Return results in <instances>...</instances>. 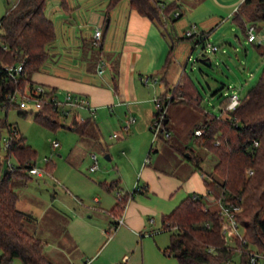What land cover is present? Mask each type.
I'll use <instances>...</instances> for the list:
<instances>
[{"label": "trees", "instance_id": "1", "mask_svg": "<svg viewBox=\"0 0 264 264\" xmlns=\"http://www.w3.org/2000/svg\"><path fill=\"white\" fill-rule=\"evenodd\" d=\"M119 1L110 0V6ZM46 3L47 0H17L0 19V264H12L15 258H20L24 264H54L45 253V242L29 231L28 225L35 217L18 208L19 194L11 185L13 179L30 177L28 171L35 166L36 151L18 127L1 116L3 111L16 105L9 101L11 94L34 90L31 76L49 57L48 46L55 39L56 31L45 12ZM130 3L133 9L155 22L168 23L182 15L179 12L174 19L172 17L173 10L179 8L176 1L164 4L162 0H130ZM233 18L245 31L247 23L258 28V24L264 23V0H244ZM172 41L168 62L175 49ZM20 62H24L22 73L11 76L6 66ZM46 94L50 97L57 92L47 87ZM168 94H172V98L169 99ZM159 98L167 107L172 102H182L204 114L203 123L196 128L203 133L195 135L194 130L192 136L198 147L212 153L216 159L212 172L208 173L202 167L204 158L194 149L173 144L181 153L188 152L189 160L204 176L207 192L187 196L162 217L161 229L170 232V245L164 253L177 257L179 264H225L228 261L234 264L236 255L240 256V264H249L246 254L249 248L264 252V69L258 83L241 97L236 109L224 111L221 116L204 107L205 97L187 70L182 72L177 84L168 87ZM228 102L229 96L221 102L222 108H226ZM20 114L27 112L20 111ZM59 116L46 99L35 114L36 120L52 128L59 125ZM91 122V118L79 120L74 115L69 128L85 136L89 134L87 129ZM5 129L10 144L3 156ZM151 152L152 149L149 154ZM10 158L17 160L15 170L8 168ZM6 168L8 172L4 175ZM249 170L253 171L252 175ZM118 184L113 181L105 186L113 189ZM137 192L139 189L122 193L121 197L116 195L117 202L110 210L112 228L118 229V219ZM210 199H221L240 207L236 217L244 226L242 240L237 235L223 233L228 223L218 206L212 207ZM239 248L245 252L239 254Z\"/></svg>", "mask_w": 264, "mask_h": 264}, {"label": "rangeland", "instance_id": "2", "mask_svg": "<svg viewBox=\"0 0 264 264\" xmlns=\"http://www.w3.org/2000/svg\"><path fill=\"white\" fill-rule=\"evenodd\" d=\"M167 1L171 3L177 0ZM16 2L17 0H0V19ZM177 2L179 8L173 10V19L177 12H181L180 9L184 13L179 19L169 21L168 31L177 44V50L181 47L189 49L184 62H187L188 72L196 80L205 97L204 107L220 116L222 110L220 105L225 97L236 90L243 97L260 80L264 69V43L259 46V44L249 42L244 26L234 21L229 8L223 7L214 0H178ZM55 5L56 0H47L46 12L52 20L56 15ZM206 17L212 26L208 27L201 23V19ZM194 23L199 27L196 28ZM249 25L252 24L247 23V26ZM263 26L264 23L258 24L255 33L258 34ZM189 31H192L194 35L186 38ZM202 31L204 32L201 34L204 37V44L200 45L201 51L198 52V48L192 50L197 40L195 36ZM212 46H217L218 49L213 50ZM200 58L204 60L200 61ZM157 89L156 91V88H149L155 113L158 108L154 98L162 95V89L160 87ZM157 92L159 93L154 96ZM58 97L63 99L64 94ZM21 101L20 95L16 103L19 104ZM25 102L26 108L20 109L16 104L7 112L3 111L1 116L6 117L8 123L18 127L28 144L36 151L35 165L47 171L41 177L31 175L27 179L12 180V188L19 194L18 208L32 212L38 218L39 223L41 225L45 223L46 226L51 224L47 211L64 210V213L71 219L70 234L77 246L73 248V244L68 243L66 244L70 248L67 249L68 252L60 253L54 242L59 238L50 237L49 234L52 231L47 230L45 238L48 240V245L45 249L54 262L51 261L54 264H84L85 261L91 259L93 264H117L128 256L131 258V264H179L177 257L165 255L161 251L170 245V232L161 229L162 216L147 217L145 228L141 232L135 233L125 226H120L116 230L114 227L111 228L110 221L113 219L106 211L101 210V203L95 200L99 196L102 205L110 209L117 201V193H132L139 183L140 178L136 176L134 168H130L123 159L119 162L124 150L121 146L123 137L128 139V147L135 164L138 165L140 158L142 162L146 161L151 148L154 149L160 144L173 146V142L179 140L178 131L173 132L172 138L166 139L164 135H160L154 140L152 131L148 130L150 142L145 151V145L148 143L145 136L138 135L136 130L126 135L127 132L123 130V120H121L124 118L117 116V118L113 117L108 120L107 117L103 119L101 116L97 121L103 135L104 143L101 146L97 125L93 124L90 127L95 138L80 135L77 131L70 129L72 116H59V125L56 128L48 127L36 120L35 114L40 108L35 102L28 99H25ZM175 103L186 105L182 102H172L170 105ZM186 106L187 111H177L180 133L184 137L182 141L184 145L194 147L196 153L204 158L203 169L210 173L216 159L212 153L198 147L192 136L195 128L203 122L204 115ZM20 111H26L27 114H20ZM78 112L80 118H87L90 114L85 109H78ZM111 114L109 112L110 116ZM113 119L116 121H112ZM195 120L198 122L193 125L192 122ZM115 133L119 134V137H112ZM3 134L6 137L8 130L5 129ZM54 141L59 142L58 148L53 147ZM2 146L4 148V144ZM93 152L97 154L100 161V172H115L118 169L117 165L122 164L124 176L120 177V189H108L104 184V178L99 177V171H91ZM107 154L113 155L114 158L109 160ZM186 154L184 153L185 156ZM2 155L5 156L4 150ZM155 156H157L156 153H151V157ZM11 162L17 164L15 158H12ZM192 165H194L193 162ZM174 169L177 173L183 172L179 167L174 166ZM111 180L112 178L109 182ZM199 194L206 195V193ZM177 197L179 194L175 199ZM182 199L180 198L178 203ZM209 203L212 207H217L213 201ZM239 225V233L244 235V226ZM233 262L240 264V256L236 255ZM12 264L24 263L20 258H15ZM258 264H264V261H259Z\"/></svg>", "mask_w": 264, "mask_h": 264}, {"label": "crops", "instance_id": "3", "mask_svg": "<svg viewBox=\"0 0 264 264\" xmlns=\"http://www.w3.org/2000/svg\"><path fill=\"white\" fill-rule=\"evenodd\" d=\"M162 1L164 4L168 2L167 0ZM214 1L229 8L230 15H233L231 17H234V13L243 2V0ZM180 11L181 14L184 13L181 9ZM54 12L56 15L53 16V20L47 14L48 12L46 14L55 25L56 36L48 46V59L38 71L32 74V82L35 85L55 89L57 95H65L70 91L82 94L90 100L92 106L96 107L97 113L95 119L91 118V125L87 129L89 134L85 136L95 138L90 127L93 124L98 126L97 121L101 116L103 119L107 117L108 120L120 116L124 118L121 119L123 120L122 125L130 115L135 116L136 120L126 135H129L132 130H136L138 135H144L148 142L145 145L146 151L150 142L148 130H151L155 116L149 88H156L157 91V88L160 87L163 94L168 90V87L177 84L182 72L188 71L187 62L184 61L189 49L181 47L180 50H177L175 43L172 59L168 62L171 43L174 40L168 31L169 22L151 20L133 9L130 0H120L114 6H110V0H56ZM208 20V17L203 18L201 23L210 27L212 25L208 23ZM194 25L196 28L199 27L196 23ZM97 28L102 29V41L99 46H94L93 39ZM203 33L202 31L195 36L197 40L192 50L200 47L201 34ZM207 35L209 37V34ZM257 38L258 40L253 43H264V26L259 29ZM101 58L106 62L103 75H99L96 69ZM147 76L157 77L158 82L149 81L146 83L144 78ZM186 107L184 104L175 103L167 109V126L172 134L174 131H178L180 135L179 140L173 144L182 147L185 146L182 141L184 137L180 133L177 111H187ZM109 112L112 113V116L109 115ZM87 118H90V114ZM112 121H116V119ZM197 122L195 120L192 124ZM97 128L99 144L102 146L103 135L99 126ZM121 146L124 150L119 162L122 159L126 161L130 168H134L136 176L140 178L136 185L139 187V192L134 193L126 204L122 214L124 224L121 226L130 228L135 233L141 232L145 228L147 217L154 218L155 215L163 217L165 214L171 213L187 196L207 192L204 176L201 171L194 168L189 160L188 152L185 156L173 146L160 144L154 149L151 148V153L154 152L157 156L153 158L150 153L148 162H142L140 158L136 165L126 137L121 139ZM191 149L196 151L194 147ZM107 157L109 160L114 158L109 154ZM117 166L118 169L115 172H100L99 161V168L92 172L99 171V177L104 178V184L113 181L119 182L117 189H120V177L124 176V168L121 163ZM174 166L181 168L183 172L177 173ZM110 178L112 180L109 182ZM140 190L142 191L140 192ZM178 194L179 197L175 199ZM180 198L183 199L178 203ZM100 199L98 196L95 200L101 203V210L106 211L113 219L110 210L116 203L108 209L109 207L102 205ZM210 201L213 200L210 199ZM62 211L50 210L46 212L50 217L51 224L49 226H46L45 223L41 225L32 212L24 211L35 217V220L28 225L29 231L45 242V248L48 245V240L45 238L46 232L47 230L52 231L49 235L59 238L54 242L60 253L68 252L70 249L66 246L68 243L73 244V248L77 247L70 234L71 219L64 213V210ZM161 251L164 253V250ZM46 255L52 260L47 253ZM130 259L129 257L128 264H131ZM84 264L93 263L89 259Z\"/></svg>", "mask_w": 264, "mask_h": 264}, {"label": "built area", "instance_id": "4", "mask_svg": "<svg viewBox=\"0 0 264 264\" xmlns=\"http://www.w3.org/2000/svg\"><path fill=\"white\" fill-rule=\"evenodd\" d=\"M244 1V0H243ZM180 13L177 12L176 16H178ZM256 27L252 24L247 26V37L249 42H256L258 40L257 34L255 33ZM102 29L97 28L95 31L93 44L94 46H99L102 41ZM192 31L187 32V36H192ZM203 41L204 39H200ZM200 41V42H201ZM261 43V41H259ZM213 50H217V46H212ZM105 65L106 62L103 58H101L98 61L97 64V71L99 75H103L105 72ZM24 62H20L16 65H8L6 66V70L9 72V74L13 77H16L17 75L21 74L23 71ZM144 81L148 83L149 81H153L154 83L158 82L157 77L147 76L144 78ZM21 95L22 101L17 104L16 102L19 99V96ZM168 98H172V94H168ZM25 99L34 101L35 104L41 109L43 106V101L46 99L47 102H49L53 109L60 114V116H74L76 115L79 120H84L86 118H80L78 109H85L90 113V118L95 119L97 109L96 107L92 106L90 100L82 95L77 94L74 92H66L63 99H60L57 94H54L50 97L46 94V88L42 85H35L34 90L28 89L25 90L24 93H20L18 91L14 92L9 96V101L11 103H15L18 105V107L26 108L27 104L25 102ZM155 102L158 108L157 113H155V117L151 124V131L153 133V139L156 140L160 135H164L166 139L171 138V131L169 130L167 126V106L163 100H161L159 97L155 98ZM241 102V95L238 90L233 91L229 95V102L226 106V108H222L221 114L224 113V111H232L236 109V107ZM136 118L133 115H130L125 123L123 124V130L125 132H128L130 128L132 127L133 123L135 122ZM203 133L202 129H195V135H201ZM119 134L115 133L112 137H118ZM10 141L7 137L4 138V148L3 150L6 151L9 147ZM53 147L58 148L59 142L54 141ZM92 160L93 164L91 165L90 169L91 171H96L99 168V159L96 153L92 154ZM48 161V160H46ZM146 161H149V156L146 159ZM8 168L11 170H15L16 166L11 162V158L7 160ZM47 170L37 167L36 165L29 169L28 174L29 175H35V176H44ZM253 171L249 170V175H252ZM136 189H139V187L136 186ZM119 197L122 196V193H117ZM216 206H218L219 211L222 216L225 217L228 225L226 228L223 229L224 234H232L237 235L241 240L243 239V235L239 233V223L237 221V213L240 211V207L236 204L227 203L224 200H214L212 199ZM119 226L124 224V220L122 217L118 220ZM239 254H242L245 252V250L239 248L238 249ZM246 254L249 256V264H258L259 261H264V252L260 251L259 249H253L249 248L246 251ZM129 257L125 256L122 260V262L117 264H128ZM225 264H233L232 261H228Z\"/></svg>", "mask_w": 264, "mask_h": 264}, {"label": "water", "instance_id": "5", "mask_svg": "<svg viewBox=\"0 0 264 264\" xmlns=\"http://www.w3.org/2000/svg\"><path fill=\"white\" fill-rule=\"evenodd\" d=\"M201 43H202V44H204V42H203V41H201V42H200V45H201ZM201 49H202V48H200V47H199V48H198V52H200V51H201ZM203 55H204V54H203ZM200 61H203V59H202V58H200ZM107 158H108V157H107ZM7 172H8V168H6V169L4 170V175H5Z\"/></svg>", "mask_w": 264, "mask_h": 264}]
</instances>
